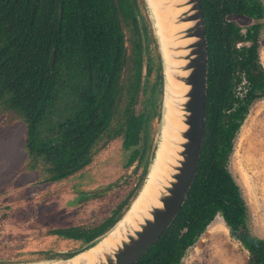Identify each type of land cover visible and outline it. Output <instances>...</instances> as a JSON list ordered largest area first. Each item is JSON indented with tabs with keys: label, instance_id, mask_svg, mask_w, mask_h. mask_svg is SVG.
<instances>
[{
	"label": "trees",
	"instance_id": "16d2710c",
	"mask_svg": "<svg viewBox=\"0 0 264 264\" xmlns=\"http://www.w3.org/2000/svg\"><path fill=\"white\" fill-rule=\"evenodd\" d=\"M200 1L208 62L196 175L172 223L134 264H180L217 215L247 251V264H264V240L252 235L247 206L228 169L249 107L264 97L258 53L264 2ZM231 15L253 22L242 28ZM138 17L135 0H0V115L5 123H25L28 168L44 180L59 181L83 170L116 137L124 149L133 150L129 164L139 156V166L147 156L145 145L141 151L137 147L144 120L135 105L143 80L148 84L155 78L153 97L161 96L162 75L160 68L151 73ZM156 106L153 116H159V100ZM146 162L136 186L100 220L59 233L78 240L80 248L90 245L129 206L147 174Z\"/></svg>",
	"mask_w": 264,
	"mask_h": 264
},
{
	"label": "rangeland",
	"instance_id": "374dc122",
	"mask_svg": "<svg viewBox=\"0 0 264 264\" xmlns=\"http://www.w3.org/2000/svg\"><path fill=\"white\" fill-rule=\"evenodd\" d=\"M135 1L140 25L145 27L148 64L153 73L161 69L153 19L144 0ZM228 18L242 28L253 22L244 16ZM258 53L264 68V26ZM143 82L135 114L143 116L137 147L141 151L145 145L147 156L139 166V156L129 164L133 150L124 149L121 138L116 137L97 150L83 170L59 181H46L38 170L28 168L23 146L25 123L20 120L5 123L4 115H0V264L59 260L64 258L62 254L80 248L78 240L63 237L59 232L96 223L122 201L128 186L137 181L146 160L149 167L160 121L151 111L157 107L158 100L161 105L162 79L161 96L157 99L153 97L158 87L155 78L148 84ZM228 169L247 206L252 235L264 240V97L250 105L234 138ZM247 257V251L217 215L186 250L180 264H247Z\"/></svg>",
	"mask_w": 264,
	"mask_h": 264
},
{
	"label": "water",
	"instance_id": "95a60500",
	"mask_svg": "<svg viewBox=\"0 0 264 264\" xmlns=\"http://www.w3.org/2000/svg\"><path fill=\"white\" fill-rule=\"evenodd\" d=\"M144 2L148 7L147 1L144 0ZM172 8L182 9L174 16L173 22L176 24L185 23L175 34L176 39L181 42L170 47L173 52H176V54H172V57L181 60L180 64L174 68L176 71L172 75L185 86L183 92L178 96L181 101L176 103L181 111L180 120L184 124V127L177 131V134L182 139L177 142L178 148L174 156L175 160L167 164L170 166L168 177L162 182L157 193L153 194L158 202L149 205L147 208L148 214L137 221L136 226L128 229L114 246L102 250L92 264H134L172 223L183 205L196 175L205 127L208 62L205 21L200 0H175ZM138 20L140 24L139 17ZM152 25L154 27V20ZM154 34L161 57L162 97L159 114L160 131L165 94V62L156 29L154 30ZM54 56L53 50L49 60L50 66L53 65ZM144 73L145 66L143 68ZM178 97L174 96V98ZM141 187L121 217L108 230L98 236L87 247L73 250L71 251V256L59 260L65 262L69 258L97 244L99 239L108 233L129 210L134 200H136L135 198H137ZM78 264H89V262L86 259H81L78 261Z\"/></svg>",
	"mask_w": 264,
	"mask_h": 264
},
{
	"label": "bare ground",
	"instance_id": "6f19581e",
	"mask_svg": "<svg viewBox=\"0 0 264 264\" xmlns=\"http://www.w3.org/2000/svg\"><path fill=\"white\" fill-rule=\"evenodd\" d=\"M146 1L154 20V27L159 38L165 62V94L157 147L143 186L137 198H135L136 200H134L124 216L108 233L99 239L97 244L88 250H84L65 262L62 260H53L20 264H78V261L81 259H86L89 264H92L102 250L114 246L128 229L136 226L137 221L148 214L147 208L149 205L158 202L153 194L157 193L162 182L168 177L170 166L167 164L175 160L174 156L178 148L177 142L182 139L177 134V131L184 127L183 122L180 120L181 111L176 103L181 101L178 96L183 92L185 86L172 75L176 71L174 68L180 64L181 60L172 57V54H176V52H173L170 47L181 42L176 39L175 34L185 23L176 24L173 22L174 16L182 10L181 8H172L175 0ZM174 96L178 98H174Z\"/></svg>",
	"mask_w": 264,
	"mask_h": 264
},
{
	"label": "flooded vegetation",
	"instance_id": "af4514ba",
	"mask_svg": "<svg viewBox=\"0 0 264 264\" xmlns=\"http://www.w3.org/2000/svg\"><path fill=\"white\" fill-rule=\"evenodd\" d=\"M142 168H143V167H142ZM139 176H140V175H139ZM138 179H139V177H138ZM138 179H137V181H136L134 184L131 185V187L128 186V187H129L128 192H127V194L124 196L123 199H125V197L129 194L130 190H131L133 187L136 186V184H137V182H138ZM123 199H122V200H123ZM120 202H121V201H120ZM69 252H71V251H69Z\"/></svg>",
	"mask_w": 264,
	"mask_h": 264
}]
</instances>
